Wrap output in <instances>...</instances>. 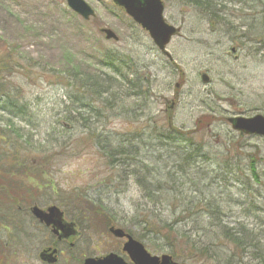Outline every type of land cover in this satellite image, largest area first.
Here are the masks:
<instances>
[{
  "label": "rangeland",
  "instance_id": "obj_1",
  "mask_svg": "<svg viewBox=\"0 0 264 264\" xmlns=\"http://www.w3.org/2000/svg\"><path fill=\"white\" fill-rule=\"evenodd\" d=\"M83 1L95 14L88 21L64 0H0V54L18 64L4 83L26 103L33 123L17 126L34 162L41 161L33 147L49 157L47 166L33 167L39 175H18L31 193L14 197L0 189V264H44L38 255L51 238L30 221L34 205L67 214L74 206L85 215L80 237L69 241L73 247L61 245L57 264L111 252L130 264L110 227L132 232L150 256L168 255L178 264H264V139L235 132L228 123L264 117V0H208L204 7L207 0H160L164 21L178 30L166 46L168 56L112 0ZM104 28L118 41L106 40ZM105 56L115 57L122 74L146 75L149 94L144 109L142 99H121L109 119L97 121L82 110L85 122L56 77L70 67L112 77ZM69 113L76 118L70 124ZM145 120L162 131L189 132L193 144L203 146L198 157L183 162L180 156L191 151L183 152L182 142L136 144L134 161L105 166L106 157L87 134L134 133ZM1 149L12 151L9 145ZM15 156L21 155L0 156V169L20 162L13 164ZM229 230L242 237L240 244L224 237Z\"/></svg>",
  "mask_w": 264,
  "mask_h": 264
},
{
  "label": "trees",
  "instance_id": "obj_2",
  "mask_svg": "<svg viewBox=\"0 0 264 264\" xmlns=\"http://www.w3.org/2000/svg\"><path fill=\"white\" fill-rule=\"evenodd\" d=\"M208 2V0L203 1V7L208 6ZM8 55L10 56V60H8L9 58H3L4 54H0V150H2L1 148L4 145H9L12 151H10V153H2L0 156L7 157L9 155H15V153L21 156H15L13 160V164H15V160L20 161L16 163V165H19L18 169L14 170L16 165L10 166V168L5 170L0 169V189L4 191L8 190L11 195L16 197L20 194L24 195L26 192L31 193V191L34 190L18 175L23 176L27 173V170L30 171L31 174L39 175V171L35 170L33 167L36 165L47 166L49 157L44 151H39L38 148L33 147V154L39 156V160L41 161L39 164H37V161L34 162V159L37 158H30L32 157V152L30 151L32 146L25 145L28 144V140L25 135H23L22 130L17 126V123H25L26 126L31 127L33 123L28 115L26 103L21 102L22 98L17 94L11 96L8 87L4 83V77L11 76L13 71L18 68V64L11 60L10 54ZM115 62H117L115 57L110 59L108 56H105L102 59L103 65L110 69L112 77H108L102 73H81L73 67L67 68L66 71L57 75V82L67 89L68 100L71 101L72 105L76 106L77 104V108L74 109V112L82 121L84 120L86 122L89 120V118L82 115V110L86 111L88 109L92 111L93 116L97 121H100L102 118L109 119L115 116L114 113L117 111L116 103L121 101V99H142V102L147 100L149 94L148 87H146L147 76L139 74L137 70L122 74L121 67ZM95 103L100 104L99 107H94ZM144 107L145 105L143 102L142 109H144ZM104 111L109 113V115L103 116ZM65 119L69 124L73 123L74 120L76 121V118L70 116V113L66 114ZM135 119L136 117H133V120ZM146 120L143 127L134 133L120 135L116 132H111L105 136L97 133L87 134L90 137L94 136L91 140L97 144L98 149L102 151L103 155L106 157L107 162L105 166L113 167L114 164H116V167L119 165H126L130 162V158L134 161L139 155L136 144H156L160 148H163L169 144L180 145L178 143L182 142L184 143L182 144L184 145L182 148L183 152H186L188 148L191 151L190 153L180 156L183 162L190 163L193 162L194 157H198L203 146H201V144H193L194 140L189 132H180L171 127L166 131H162L155 122L150 120L146 122ZM71 139L72 136H69L68 140L71 141ZM41 155L42 158H40ZM12 171H14V173H12ZM30 175L27 177H30ZM135 181L141 186V179L140 181ZM143 188L144 192L147 194L145 198L152 199L151 190L146 187ZM165 190L166 189H164V192ZM157 191L161 192L163 189L158 188ZM52 193L56 194L57 191L52 188ZM182 212H187V210H182ZM141 231H144V229ZM230 232V230L228 232L226 231L224 237L230 242L240 244L242 237L234 236L237 232L234 234ZM129 233L130 235L133 234L132 232ZM154 233L156 232L154 231ZM238 235L241 234L238 233ZM174 238L176 239V237ZM173 241V244H176V240ZM170 255L174 258H180L176 252H170Z\"/></svg>",
  "mask_w": 264,
  "mask_h": 264
},
{
  "label": "water",
  "instance_id": "obj_3",
  "mask_svg": "<svg viewBox=\"0 0 264 264\" xmlns=\"http://www.w3.org/2000/svg\"><path fill=\"white\" fill-rule=\"evenodd\" d=\"M64 1L67 7L84 21H88L95 16L94 11L83 0ZM112 2L148 34L152 43L160 52L168 56L165 47L177 33V29L164 21V6L160 0H112ZM100 33L108 41H118L116 35L109 29H101ZM234 50L232 48L231 52H234ZM201 81L203 83L208 82L206 74L201 75ZM228 123L235 132L245 136L255 135L264 138V117L261 115H255L251 118L233 117L228 119ZM31 213L46 226L53 225L61 229L66 228V225L61 220V212L57 207H51L47 212H44L35 206L31 209ZM109 232L115 238H126L122 249L133 264H178L173 262L168 255H162L161 257L150 256L139 242L121 229L110 228ZM39 260L47 264L55 262L51 255H46V251H42L39 254ZM82 264H125V262L121 257L110 253L103 258H86Z\"/></svg>",
  "mask_w": 264,
  "mask_h": 264
},
{
  "label": "flooded vegetation",
  "instance_id": "obj_4",
  "mask_svg": "<svg viewBox=\"0 0 264 264\" xmlns=\"http://www.w3.org/2000/svg\"><path fill=\"white\" fill-rule=\"evenodd\" d=\"M169 63H171V62L169 61ZM33 207H35V205L29 208V219H30V221H32L33 225L36 226V228L38 230L45 232V234L49 235V237L51 238V241L47 244V246L44 249L41 250V252L46 251V255H51L52 258L55 259V262L53 264H57V262L59 260V256L62 253L61 252V245L68 243L67 245L69 247H73V243L69 242V241H71V239H77L80 237V235H81V232H80L81 223H82V220L85 218V215L83 214V211L77 210L76 207H74V206H69V209L72 212L71 214H67L66 211H60V208L57 207L59 209V211L61 212V220L66 225V228L61 229V228H58V226H53V225L46 226L44 223L37 220L31 213V209ZM36 207L40 208L44 212H47V210L49 208L56 207V206H41V207L36 206ZM110 228H108V232H109ZM114 239L123 241V244L125 243L124 238L123 239L114 238ZM123 244H122V246H123ZM53 251H55V252L53 253ZM121 251L124 254V256L128 259L129 263L133 264L130 261L129 257L127 256V254L123 251L122 248H121ZM113 254L121 257L119 254H116V253H113ZM123 261H124V259H123ZM44 264H47V263H44ZM125 264H127V263L125 262Z\"/></svg>",
  "mask_w": 264,
  "mask_h": 264
}]
</instances>
